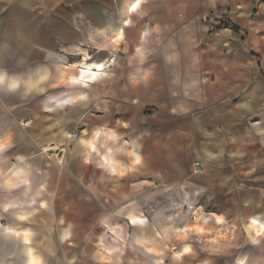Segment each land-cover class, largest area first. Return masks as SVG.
<instances>
[{
    "label": "crops",
    "instance_id": "crops-1",
    "mask_svg": "<svg viewBox=\"0 0 264 264\" xmlns=\"http://www.w3.org/2000/svg\"><path fill=\"white\" fill-rule=\"evenodd\" d=\"M250 1L230 0L226 25L244 36L241 46L253 55L264 40V25L259 26L264 22V4L251 17L245 14ZM69 5L86 11L83 0H0V72L4 74L0 73V213L12 212L5 217L0 214V264H40L32 231L19 227L16 217H22L18 210L22 196L37 195L45 176L46 188H62L80 206V196L87 190L81 181L86 163L76 159L64 172L50 166L48 172H39L43 157L38 149H56L60 143L64 147L66 131L82 122L95 125V137L74 146L97 155L96 191L104 189L97 180L102 172L98 168H106L113 177L123 164L121 173L127 180L149 178L158 185L153 192L120 189L126 196L160 197L158 203H141L145 209L153 208L151 221L132 222V216L141 218L135 214L139 209L126 208L127 224L134 231L153 233L160 243L162 236L171 239L178 232L175 221L186 222L190 210H202L199 201L205 199L212 210L209 214L197 211L190 232L198 233L210 218L221 224L220 217L239 211L248 216L246 227L252 236L263 233L264 91L241 92L251 61L199 59L205 37L200 32V0H95L85 16L94 25L87 37L76 32L80 17L66 9ZM123 34L128 51L142 52L151 35L162 54V59L154 61L127 59L125 91L102 90L104 72L78 69L76 76H66L68 68L75 71L78 65H72L73 59L85 56L88 60L92 49L99 54L110 48L113 52ZM19 45L25 47L24 54ZM260 67L264 69V61ZM259 75L264 84V70ZM49 78L57 79L56 90L42 91ZM68 80L88 82L92 93L86 94L88 88L81 85H66ZM76 91L83 98L65 105L49 99ZM253 97L257 102H247ZM120 98L133 101L120 103ZM92 104L94 114L88 112ZM150 109L154 112L145 115ZM155 115L159 137L149 135L156 130L151 124ZM28 116L30 125L18 123ZM126 117L124 127L119 121ZM117 133L125 134V144L136 151L121 149L116 156L109 148H117ZM102 148L108 149L103 152ZM194 162L201 165L199 173L194 172ZM65 198L59 206L68 203ZM180 225V231H187Z\"/></svg>",
    "mask_w": 264,
    "mask_h": 264
},
{
    "label": "rangeland",
    "instance_id": "rangeland-1",
    "mask_svg": "<svg viewBox=\"0 0 264 264\" xmlns=\"http://www.w3.org/2000/svg\"><path fill=\"white\" fill-rule=\"evenodd\" d=\"M83 2L84 5L86 3V11L73 10L70 8L72 5L67 6L66 9L80 17L77 20L79 26L75 30L87 37V34L94 30V25L85 16L88 14L87 10L94 7L95 0H83ZM229 3L230 0H200V32L205 37L200 44L199 59H243L251 61L250 67L247 68L246 87L244 89V85H241V92H263L264 84L260 82L259 73L264 70L260 67V64L264 61V40L258 45L253 55L245 52L241 46L244 36H239L232 27L226 25L229 15L227 13ZM250 3V7L245 11V14L253 17L260 11V6L264 4V0H251ZM106 21L104 20V22ZM263 25L264 22L259 24L261 28ZM148 39V42L145 43L146 49L139 53H135L136 50L128 51L126 49L127 39L124 34L117 41V44L112 47L113 52L110 48L108 52L99 54L97 50L92 49L93 51L87 57V62L101 63L105 66L103 83L105 81L106 83L102 85V90L120 93L126 90L127 73L124 64L127 59L131 58L137 61L162 59V54L156 50L158 46L157 39L152 38L151 35L148 36ZM19 47L24 46L19 45ZM247 51L249 50L247 49ZM25 52L24 47L22 54ZM37 55L40 56V54ZM82 59V57H79L72 60V65H78L74 69L75 71L68 68L66 76L77 75L76 71L80 69ZM254 60H258L260 63L257 65ZM0 73L3 74V72ZM45 79L47 78L45 77ZM53 79H48V84L43 87L42 91L47 90L48 87L56 90L54 87L58 85L57 81L55 82L57 79ZM49 80H53L52 83ZM67 82L65 81L66 85H68ZM91 93V88L86 89V94L90 95ZM256 99L253 97V99H248L247 102H257ZM132 101L120 98V103L129 104ZM93 107L92 104L88 108V112L91 111L94 114L95 108ZM152 112L154 111L150 109L144 114L149 115ZM154 117L155 121H152L151 124L154 127L156 126V130L149 133V135L159 137L160 130L157 129L159 124L158 115ZM150 118H153V116L151 115ZM127 120V117L121 119L119 124L127 127ZM18 123L25 127L30 125L31 119L29 116L24 117ZM95 131V125H87L82 122L72 130L66 131L69 132V137L65 139L68 143L64 147L60 143L55 147L56 149L48 147L38 149V154L43 157L41 158L43 162L39 166V172H48L47 167L49 166L52 169L64 172L65 167H68L76 159H80L87 166V170L83 173L81 179L82 183L87 185V190L80 196V206L74 205L73 199L69 196L66 197L62 188L57 190L46 188L47 176L39 181V193L37 195L33 198L30 195L22 196L21 208L18 209L22 213L20 214L22 217H16L17 223L19 227H27L32 231V243L40 264H264V232H261L258 236H252V232H249L246 227L248 216L242 215L239 211L232 213L230 217H225L226 219L220 217L222 219L221 224L215 223L216 220L210 218L208 223L202 225L203 229L199 228L198 233L195 230L190 232V223L194 219V214L197 211L209 214L212 210L209 201L204 199L205 197H202L204 201L202 199L199 201L202 210H190L187 221L184 223L175 221L174 224L178 232L176 231L171 239L167 240L165 236H162V242L160 243L158 238H154L153 233L145 234L130 228L127 224L128 213L126 208L138 207L139 211L135 214L151 221V215L154 213L151 211L153 208L147 207L145 209L141 203H158L160 197L126 196L120 189L123 187H136L137 189L141 188L144 191L153 192L158 185L149 178L138 179V177H134L127 180L121 173V170L126 167L123 164L118 167L117 173L113 177L107 174L106 168H102V170L98 168V171L102 172L97 175V180L100 182L99 184L103 185L104 189L103 192L100 189L96 191L93 186L95 185V170L98 167L97 155L93 153L91 155L88 150L74 146L82 139L89 140L92 136L95 137ZM116 139L115 146L117 148H109L113 150L116 156V153H119L121 149L123 151L127 150L128 153L130 149L136 151V149L125 144V140L128 139L125 134L118 135L117 133ZM107 149L102 148L103 152ZM121 160L120 162L124 161ZM193 169L195 173H199L201 165L194 162ZM135 171L136 169L132 173L135 174ZM139 182L142 183L140 187L137 186ZM111 186L112 188H110ZM220 197L224 196H215L214 198L220 199ZM64 198L68 200V203L59 206V203L64 202ZM213 212L219 214L214 209ZM0 214L5 217L9 214L12 215V212ZM180 224L185 225L188 228L187 231H180L179 229L182 226Z\"/></svg>",
    "mask_w": 264,
    "mask_h": 264
},
{
    "label": "bare ground",
    "instance_id": "bare-ground-1",
    "mask_svg": "<svg viewBox=\"0 0 264 264\" xmlns=\"http://www.w3.org/2000/svg\"><path fill=\"white\" fill-rule=\"evenodd\" d=\"M89 62V61H88ZM86 57L84 56V58L81 61V67L80 69H82L84 72H98V73H103L104 72V67L103 64L99 63V64H88ZM68 85L71 87L77 86V85H81L84 87H89L88 82H81V81H77V80H68ZM91 85V84H90ZM83 93H80L78 91L76 92H72V93H67L66 95L63 96H59V97H55V98H50L52 99V102L55 104H67L73 101H76L77 99L83 98ZM131 221L132 222H139V221H143L142 218H139L138 216H132L131 217Z\"/></svg>",
    "mask_w": 264,
    "mask_h": 264
}]
</instances>
